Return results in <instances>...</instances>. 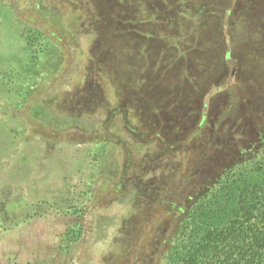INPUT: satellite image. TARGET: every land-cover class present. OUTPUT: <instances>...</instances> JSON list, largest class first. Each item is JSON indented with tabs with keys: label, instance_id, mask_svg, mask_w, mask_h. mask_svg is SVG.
<instances>
[{
	"label": "trees",
	"instance_id": "trees-1",
	"mask_svg": "<svg viewBox=\"0 0 264 264\" xmlns=\"http://www.w3.org/2000/svg\"><path fill=\"white\" fill-rule=\"evenodd\" d=\"M4 2L24 27L0 28V264H264V133L240 69L241 105L181 121L184 100L158 108L115 69L108 42L133 32L113 0H88L95 22L77 26L44 0ZM22 159L33 169L14 172Z\"/></svg>",
	"mask_w": 264,
	"mask_h": 264
},
{
	"label": "rangeland",
	"instance_id": "rangeland-1",
	"mask_svg": "<svg viewBox=\"0 0 264 264\" xmlns=\"http://www.w3.org/2000/svg\"><path fill=\"white\" fill-rule=\"evenodd\" d=\"M44 1L56 4V21L60 22V18H63L76 26L85 23L93 25L95 22L94 10L88 0ZM128 2L133 3L127 16L125 5ZM138 2L113 0V14L118 17L126 15L123 20L129 19V31L133 32V35L123 38L117 36L112 43L108 42L110 53L116 55L114 66L119 76L125 79L133 75L134 86L140 88L137 91L141 96L145 97L149 89L155 92L158 108H162L163 104H179L184 100L186 107L180 113L179 120L185 121L191 118L190 112H196L200 117V108L204 103L211 107L213 105L214 111L223 110L225 114H230L235 106L241 105L234 84L235 69H240L245 85H252V92L245 99L248 104L255 103L260 129L264 133V0ZM16 18L13 6L2 3L0 28H5L10 34L16 32L19 29L17 27L23 28V23ZM112 25V29L116 30ZM38 35L34 32V39ZM83 38L87 39L88 44L93 41L87 34ZM44 44L47 51L54 49L52 44ZM230 49L231 57L225 59L224 55ZM122 55L127 58L125 61L119 59ZM96 86L95 94L99 93L101 103L98 111L102 113L106 106L109 80L105 76L98 77ZM4 132L0 130V134ZM142 134L147 135V131L144 130ZM102 142L91 148L93 156L103 153L105 145ZM148 143H153L151 138H148ZM80 148L78 152L85 154L86 151ZM132 155L138 158L137 154ZM52 160L49 163L53 164ZM122 162L128 163L124 157ZM31 169L33 164L30 160L22 159L14 163V172L24 173ZM18 193L24 197L30 195L23 191ZM76 232L77 228H71L64 239L72 240Z\"/></svg>",
	"mask_w": 264,
	"mask_h": 264
},
{
	"label": "crops",
	"instance_id": "crops-1",
	"mask_svg": "<svg viewBox=\"0 0 264 264\" xmlns=\"http://www.w3.org/2000/svg\"><path fill=\"white\" fill-rule=\"evenodd\" d=\"M226 54V53H225ZM224 58H225V55H224ZM226 59V58H225Z\"/></svg>",
	"mask_w": 264,
	"mask_h": 264
}]
</instances>
